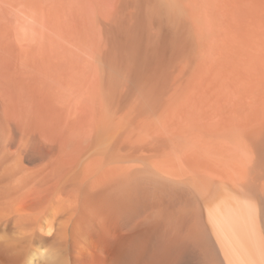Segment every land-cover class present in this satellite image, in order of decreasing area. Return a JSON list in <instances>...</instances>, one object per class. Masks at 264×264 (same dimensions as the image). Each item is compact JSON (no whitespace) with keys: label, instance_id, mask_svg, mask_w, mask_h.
<instances>
[{"label":"bare ground","instance_id":"6f19581e","mask_svg":"<svg viewBox=\"0 0 264 264\" xmlns=\"http://www.w3.org/2000/svg\"><path fill=\"white\" fill-rule=\"evenodd\" d=\"M0 4V264H264V0Z\"/></svg>","mask_w":264,"mask_h":264},{"label":"rangeland","instance_id":"374dc122","mask_svg":"<svg viewBox=\"0 0 264 264\" xmlns=\"http://www.w3.org/2000/svg\"><path fill=\"white\" fill-rule=\"evenodd\" d=\"M1 4H2V3H1ZM1 4H0V5H1ZM1 6H2V5H1ZM0 9H1V7H0ZM2 20H3V19L0 17V21H1V22H0V25H1V24L3 25V23H2L3 21H2ZM2 25H1V26H2Z\"/></svg>","mask_w":264,"mask_h":264}]
</instances>
